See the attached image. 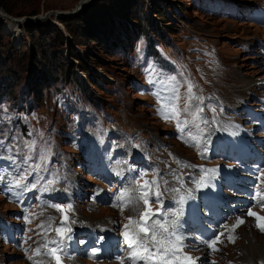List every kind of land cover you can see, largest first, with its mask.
<instances>
[{"label":"rangeland","instance_id":"1","mask_svg":"<svg viewBox=\"0 0 264 264\" xmlns=\"http://www.w3.org/2000/svg\"><path fill=\"white\" fill-rule=\"evenodd\" d=\"M85 1L0 0V11L14 22L18 30L14 36L6 35L0 23V137L3 140L9 136L7 143L15 144L16 149H22L21 145L26 147L25 151L31 158L36 149L33 162L39 167L41 144H45L53 154L54 171L66 160V156L56 151L62 149L66 155L72 153L64 136L67 130H72L73 135L74 129L84 130L87 134L94 131V138L101 139H104L101 129L113 132L115 135L110 144L123 145L128 149L139 147L144 138L150 143L170 141L164 137L168 128L160 126L152 118L151 102L139 94L141 86H138L152 77L165 78L164 73L153 72L166 62L162 59L158 64L155 58L144 56L148 42L146 32L151 35L154 31H161L166 23L162 21H168L172 28L170 35L161 31L169 42V47H162L163 53L169 57L177 56L173 57L175 60L182 59L183 65L190 66L191 72L205 68L204 46L211 45L217 50L224 65L223 87L219 83L217 91L227 102L232 103L236 95L245 96L254 84L251 81L264 77V67L258 68L253 62L254 56L242 54L239 47L253 41L260 31L256 26H249L233 17L216 16V4L219 3L216 0H90L81 6ZM219 1L225 7L236 8L258 0ZM205 3L208 5L201 8ZM161 7L167 11L164 20H159L154 14ZM177 15L179 20L175 17ZM62 23L68 27L69 33ZM109 33L111 36L106 42L104 39ZM70 47L83 58L86 64L83 68L88 69L89 74H84L71 60ZM88 53L101 63L91 64L92 61L86 57ZM42 67L50 70L46 76L56 77L55 82H42L43 77H39V73L33 74ZM256 70L260 71L255 73ZM73 74L79 78H71ZM86 75L89 79L98 78L95 82L99 88L88 84ZM39 81V86L43 87L42 103L35 99ZM11 91L14 100L10 99ZM179 95L176 103L179 109L184 110L187 100L183 93L179 92ZM168 127L173 128L172 125ZM184 133L189 149L197 152L198 132L189 124ZM19 139L23 141L19 143ZM88 143L90 138L82 145ZM172 143L178 147L175 142ZM74 144L78 145L75 137ZM152 160L158 165L162 162L157 157ZM24 172V168L18 166L20 177ZM33 174V168H28L27 174L22 175L26 179ZM84 174L80 172L79 179L94 184L93 178ZM23 196L18 195L19 201ZM25 205L31 207V202L28 200ZM5 207L12 209L0 199V211ZM30 212L33 213L30 222L39 225L40 213L35 208H31ZM100 213L104 215V220L108 211ZM98 214L86 213V218ZM227 254L248 264L264 263V237L246 225L240 230L237 246L223 255ZM5 256H14L8 264H25L13 249L0 243V259Z\"/></svg>","mask_w":264,"mask_h":264},{"label":"snow or ice","instance_id":"2","mask_svg":"<svg viewBox=\"0 0 264 264\" xmlns=\"http://www.w3.org/2000/svg\"><path fill=\"white\" fill-rule=\"evenodd\" d=\"M194 85L191 82H188L187 85V93L185 95V99L191 101L196 99L194 96L192 89ZM180 99V95L178 90H174V95L171 103L162 104L161 108L158 110L161 118L165 121L172 120L176 123L177 131L183 133L185 128V123L180 119L181 110L177 106L176 101ZM184 113L187 114L188 106L186 105L184 108ZM203 111L202 108H197V113ZM206 122V121H205ZM195 145V141H193V145ZM31 159V157H29ZM177 163H180L177 161ZM185 167H189L188 165H184ZM203 171V170H202ZM210 172H215L216 170H208ZM24 177H21L23 179ZM17 186H21L19 184V180L17 181ZM153 186H158L157 180L145 181L144 185H142L138 191L139 196L135 197L143 202L145 205V210L141 214V220L136 221L133 218H129L128 224L125 225V228H129L130 226H134L139 230L137 233L130 234L128 231L124 233L126 243L132 247L134 250L130 254V259H132V264H136V261L143 260L144 264H173L174 261H181V264H197L200 257H190V256H181L179 253L182 251L184 245L182 241L184 236L178 234V228L182 227L179 224L180 214H182V209L180 210V214L177 212H172V216L175 219H169L168 214L165 211H157L152 212L150 208L151 203H158L161 205L163 209L164 205L160 199V192L157 191L154 194V198L150 196V192ZM176 192L177 189H171ZM191 195V193H190ZM256 197H260L264 199V194L257 192ZM120 203L119 205H113L114 207L119 206L120 210L123 211L124 208L132 202L133 197L129 196L127 193H121L117 198ZM186 198L184 196L180 197L179 203L183 204ZM264 208V204L260 205ZM247 215L254 217L256 220L255 227H257L261 232H264V217L257 215L254 212H248ZM244 223L243 220H238L235 225H233V230L236 227H239ZM58 236L64 237L65 232H70L71 229H63L56 228L55 229ZM142 232L144 234V239H138L139 233ZM222 234H218L210 240L206 241L207 247L212 251H218L215 245L219 242V237ZM70 239L71 237H66ZM229 242L234 243V237H228ZM149 242H151V246H149ZM55 243V241H53ZM62 248H53L51 249L50 255L55 258L56 264H60V255L58 253L62 252ZM37 254H40L39 252Z\"/></svg>","mask_w":264,"mask_h":264},{"label":"trees","instance_id":"3","mask_svg":"<svg viewBox=\"0 0 264 264\" xmlns=\"http://www.w3.org/2000/svg\"><path fill=\"white\" fill-rule=\"evenodd\" d=\"M3 10H4V12L6 13V14H8V15H10V12H8L7 10H5L4 8H3ZM166 10L165 9H163V7H161V8H157V13H154L155 14V16L159 19V20H164L166 17ZM97 15V20L99 19L98 18V14H96ZM178 20L180 19V17L177 15V16H175ZM91 19H93V17L92 18H90L89 20H91ZM162 22H166V23H164L163 24V28L161 29V31L163 30L164 32H166V34L167 35H170V34H172V28L171 27H169L170 25H168L167 23H168V21H162ZM63 24V27H64V29H65V31L66 32H68L69 33V31H68V27L64 24V23H62ZM146 25H147V23H146ZM161 31H158V34H157V36L158 37H160L161 38V40H163L164 39V37H163V31L161 32ZM146 32V31H145ZM146 34H147V32H146ZM111 35H110V33L108 34V35H106V37H105V39L104 40H108V38L110 37ZM156 36V34H155V37H157ZM70 37H72V35H70ZM73 38V37H72ZM107 40H106V42H107ZM151 41H153L152 39H151V37H149L148 38V45H149V48L152 50V48H151ZM115 42H117V43H119L120 44V42H118V41H115ZM34 45V44H33ZM116 45V44H115ZM34 47H35V45H34ZM70 58H71V60L72 61H75L76 62V64L80 67V70L84 73V74H89V71H88V69H86V68H83V66H86V64L84 63V60H83V58H81V56H80V54L78 53V51L76 50V49H74L73 47H70ZM86 57H87V59H90L91 61H92V63L91 64H94V65H97V64H100L101 62H100V60H98L94 55H92V54H87L86 55ZM86 59V58H85ZM86 59V60H87ZM47 69H46V67H42V68H40V70H38V71H35V72H33V74L34 73H39L40 74V76L39 77H43V80H42V82H44V80H45V83H49V84H51V83H53V82H55L56 81V77H50V75L48 74V76H46V73L47 72H50V70L48 69L47 71H46ZM86 77V79H87V81H88V84H90L92 87H94V88H99V85H98V83H96L95 82V80H99L98 78H92V79H89V78H87V75L85 76ZM71 78H74V79H77V78H79L76 74H73V76L71 77ZM35 79H38L37 77H36V75H35ZM68 81L70 80L69 78L67 79ZM40 82L41 81H39V84H37V86H39V85H41L40 84ZM48 84V85H49ZM36 86V87H37ZM42 90H43V87L42 86H39V88L38 89H36V92H35V99L36 100H38L37 102H39V103H42V97H43V92H42ZM9 96H10V99H15V96L13 95V91H11V92H9Z\"/></svg>","mask_w":264,"mask_h":264},{"label":"bare ground","instance_id":"4","mask_svg":"<svg viewBox=\"0 0 264 264\" xmlns=\"http://www.w3.org/2000/svg\"><path fill=\"white\" fill-rule=\"evenodd\" d=\"M89 1H90V0L85 1L84 4L87 3V2H89ZM5 16H6V15H5L3 12L0 11V23L2 24L3 30H4L6 33H5L3 30H2V31H3V33H5L6 35L14 36V33H18V30L15 29L14 22L8 20V18H6ZM1 24H0V25H1ZM16 27H17V25H16ZM17 38H18V36H17ZM18 39H19V38H18ZM262 80H264V78H263ZM255 82H256V80L253 81V83H255Z\"/></svg>","mask_w":264,"mask_h":264},{"label":"water","instance_id":"5","mask_svg":"<svg viewBox=\"0 0 264 264\" xmlns=\"http://www.w3.org/2000/svg\"><path fill=\"white\" fill-rule=\"evenodd\" d=\"M85 4H81V6H84ZM9 17V16H8ZM10 18V17H9Z\"/></svg>","mask_w":264,"mask_h":264}]
</instances>
